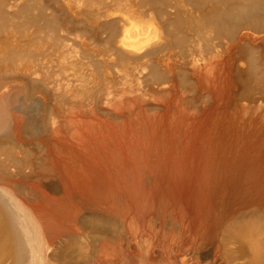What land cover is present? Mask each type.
Here are the masks:
<instances>
[{"label":"bare ground","instance_id":"6f19581e","mask_svg":"<svg viewBox=\"0 0 264 264\" xmlns=\"http://www.w3.org/2000/svg\"><path fill=\"white\" fill-rule=\"evenodd\" d=\"M52 50L63 76L48 70ZM165 97L150 159L157 202L184 211L181 261L264 264V0H0V264H98L112 229L98 139L112 143L95 129L117 128L124 185L125 123Z\"/></svg>","mask_w":264,"mask_h":264},{"label":"rangeland","instance_id":"374dc122","mask_svg":"<svg viewBox=\"0 0 264 264\" xmlns=\"http://www.w3.org/2000/svg\"><path fill=\"white\" fill-rule=\"evenodd\" d=\"M102 46L103 45L101 43L99 44L97 42H94L89 43L87 48L90 52L93 50H98ZM54 52L57 54H55ZM51 53L52 55L54 54V57H52ZM51 53L50 55H48L49 57H51L50 59L47 56L44 59L45 62L48 63L47 65L49 72L52 71V73H50L55 77L65 75L59 70V52L52 50ZM82 57L83 56H80V60L86 67L87 63H89V59L86 58V56H84L83 58ZM49 60H51L52 62H49ZM72 72L73 70H70L67 73L71 74ZM204 75L207 76V73H204ZM128 79L130 80H127L128 83L131 82V77H128ZM129 99L131 100V105H129ZM172 99H170L171 101H168V97L161 99L162 101L164 100L163 102L166 104L165 105L164 103L162 104L160 102L163 110L159 111L154 116H142L138 121L133 120L136 122L135 123L133 121L131 122L130 120L132 119V115L139 111V103L141 99H135L132 95L131 97H128L129 102H127L129 106V114L127 113V115H129L128 117H130V120L128 119V121L125 123V128L127 130L125 144H128L125 145V149L128 151V153L126 151L127 156L125 155L124 168L127 169H125L124 171V176L126 177V182L124 185L122 183V179H120V175L122 176V169L120 168L122 167V162L120 161V157L118 155V148H115L118 147L117 142H119L118 136L116 135L117 128H114V126H110L109 128V125L100 123L101 125H98L97 129H95V131L97 132L98 129L102 127L103 131L101 129V133L107 131L108 135H104L109 138L110 144L112 143L110 145V150L108 149V151L110 152L107 153V150L103 149L104 142H101L98 139V144L103 150L101 149L102 153L101 151L99 152L97 158L101 160L98 161L97 159V163H101V167V165H104L106 162H108L109 164H107L110 166V168L108 167V170L110 169L109 174L111 175H109V178L111 177V188L108 214H110V225L112 226L109 234L107 236H103L102 238L99 237L96 242L97 247L94 257L97 260L98 264H100V262L102 261L101 259L103 258L102 245L106 238L108 239V244H110L109 253L111 257L110 262H112V264H139L138 261L144 259L149 251L154 247L157 248L160 252L161 264H187L181 261V255L184 252L190 251L192 249V244L187 240H181L178 234L173 231V227L177 229L178 223L184 216V211L181 209L178 202H176V207H173L170 210H167L164 207V204H159L157 202V195L161 193V188L156 181L158 174L156 168L157 160L154 157L150 159V153L154 152L158 149V147H160V142H158V132L160 129H162V127H165V123H163V116L165 113L164 109L167 108L166 110H168V107L174 104L172 103ZM134 101L135 104H133ZM168 102H170L171 104ZM178 115L179 117H181L180 114ZM178 115L176 114L175 116L177 117ZM85 122L82 125V128L84 127L86 128V130L92 128L90 123H87V121ZM111 127H113V129ZM84 128L83 130H85ZM111 129L113 130V135ZM98 132L99 133L97 134L100 135V131ZM131 133H133V135ZM101 136L102 134L99 137L100 140L103 138V136ZM114 151L116 152V154ZM105 153L107 155L109 154L110 158ZM112 153L114 154L112 155ZM105 156H107L108 158H106ZM106 166L97 168L100 172ZM146 174L150 177L151 181L149 183L145 180ZM165 213L170 215V220L164 222L165 218L163 215ZM173 245L176 247V252L174 253V255H172L171 253V248ZM214 254L215 257L220 254V249H218L216 246L214 247Z\"/></svg>","mask_w":264,"mask_h":264}]
</instances>
